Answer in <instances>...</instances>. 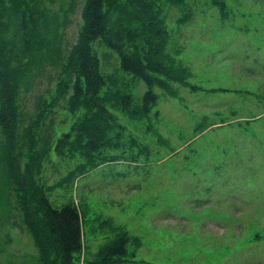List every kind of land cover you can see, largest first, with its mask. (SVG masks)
<instances>
[{
    "label": "rangeland",
    "instance_id": "obj_1",
    "mask_svg": "<svg viewBox=\"0 0 264 264\" xmlns=\"http://www.w3.org/2000/svg\"><path fill=\"white\" fill-rule=\"evenodd\" d=\"M76 1L65 24V2L47 3L60 16L58 35L11 63L18 69L15 154L22 167L32 163L54 206H78L83 247L75 264H113L99 258L121 233L130 237L128 253L115 264H264V0H223V11L216 0H158L169 31L158 58L184 79L168 89L154 84L149 114L132 115L115 101L120 55L96 41L102 72L118 81L105 105L122 145L105 148L117 159L67 178L85 160L81 150L57 148L85 114L71 104L76 73L66 68L83 21L84 0ZM131 83L132 107L140 109L149 86ZM13 200L0 227L1 244L6 232L11 237L0 264H41Z\"/></svg>",
    "mask_w": 264,
    "mask_h": 264
},
{
    "label": "trees",
    "instance_id": "obj_2",
    "mask_svg": "<svg viewBox=\"0 0 264 264\" xmlns=\"http://www.w3.org/2000/svg\"><path fill=\"white\" fill-rule=\"evenodd\" d=\"M56 1L60 0H0V131L4 136L0 143V227L5 228L11 219L14 197L40 250V263L75 264V255L83 247V220L78 206L73 202L54 206L37 182L32 163L22 167L18 153L15 154L18 115L15 75L18 69H13L11 63L22 60L19 54L31 57L41 45L50 44L58 35L60 16L47 4ZM64 2L63 16L77 6L76 0ZM215 2L221 11L225 9V1ZM162 7L158 0L157 8L154 0H84L82 26L66 68H73L76 73L71 104L74 108L82 107L85 114L57 148L63 152L62 145H66L75 153L81 150L85 160L67 178L75 176L77 171L85 172L89 166L117 159V155L105 154V148L122 145L113 139L116 134L121 137V132L111 134L120 125L105 105V101L113 97L110 84L116 86L118 81L109 82L102 72L101 59L94 47L96 41L101 40L120 55L122 72L117 78L121 87L115 93L118 94L115 101L132 115L150 113L158 98L152 89L154 84L168 89L170 80L184 79L177 76V69L173 71L158 58L169 36ZM156 39L157 49H154ZM155 54L157 59H154ZM125 75L130 79L125 80ZM131 78H140L149 86L140 109L132 107ZM31 141L33 145L35 139ZM4 237L5 243L1 244L2 238L0 240V254L7 253L5 244L11 240L8 232ZM129 241L127 233L116 236L104 247L100 261L113 264L123 261Z\"/></svg>",
    "mask_w": 264,
    "mask_h": 264
}]
</instances>
